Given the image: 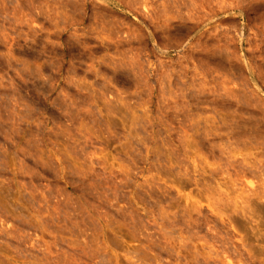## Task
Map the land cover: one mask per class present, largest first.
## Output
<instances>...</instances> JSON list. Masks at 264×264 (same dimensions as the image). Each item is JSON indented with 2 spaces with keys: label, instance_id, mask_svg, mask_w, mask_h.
Returning <instances> with one entry per match:
<instances>
[{
  "label": "rangeland",
  "instance_id": "1",
  "mask_svg": "<svg viewBox=\"0 0 264 264\" xmlns=\"http://www.w3.org/2000/svg\"><path fill=\"white\" fill-rule=\"evenodd\" d=\"M263 189L264 0H0V264H264Z\"/></svg>",
  "mask_w": 264,
  "mask_h": 264
},
{
  "label": "bare ground",
  "instance_id": "2",
  "mask_svg": "<svg viewBox=\"0 0 264 264\" xmlns=\"http://www.w3.org/2000/svg\"><path fill=\"white\" fill-rule=\"evenodd\" d=\"M251 181H252V180H251ZM251 186L254 187L253 184H251ZM249 187H250V186H249ZM252 187H251L250 189H252ZM254 188H255V187H254ZM254 188H253V189H254ZM263 190H264V189H263ZM254 192H255V190H254ZM256 192H257V191H256ZM263 193H264V192H263ZM263 197H264V196H263ZM228 261H229V260H228ZM229 262H230V261H229Z\"/></svg>",
  "mask_w": 264,
  "mask_h": 264
}]
</instances>
